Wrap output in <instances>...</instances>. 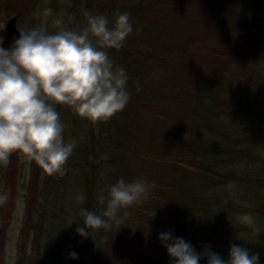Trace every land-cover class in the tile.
<instances>
[{
    "label": "trees",
    "instance_id": "16d2710c",
    "mask_svg": "<svg viewBox=\"0 0 264 264\" xmlns=\"http://www.w3.org/2000/svg\"><path fill=\"white\" fill-rule=\"evenodd\" d=\"M12 2L18 17L34 11L33 0ZM52 4L53 16L70 29L84 25L85 11L110 22L114 12H127L133 24L123 47L107 50L128 76L125 108L93 123L56 106L65 142L76 141L64 178L69 182L71 174L85 197L75 207L69 245L83 238L76 233L82 207L101 215L99 196L109 186L144 179L148 198L127 209L122 225L89 229L90 245L99 246L93 264H172L158 239L165 232L225 260L235 243L259 253L264 264V0ZM32 163L31 186H37L41 168ZM62 180H49L45 192ZM246 214L252 224L239 219ZM58 246L49 244L50 255L60 253Z\"/></svg>",
    "mask_w": 264,
    "mask_h": 264
},
{
    "label": "clouds",
    "instance_id": "9594fccd",
    "mask_svg": "<svg viewBox=\"0 0 264 264\" xmlns=\"http://www.w3.org/2000/svg\"><path fill=\"white\" fill-rule=\"evenodd\" d=\"M40 15L44 19L39 26L19 30L8 49L0 40V166L6 168L10 157L19 153L47 175H64L76 141L65 142V125L56 106H68L93 123L108 121L125 108L130 99L128 76L107 50L122 48L133 24L129 13L118 11L111 22L105 15L85 11L84 25L72 29L62 16H53L51 8ZM150 188L144 179H119L109 186L106 197L99 196L105 204L101 215L80 209L83 225L76 233L86 238L89 229L110 231L122 225L129 215L127 209L147 199ZM77 199L81 204L85 201L83 195ZM5 201L0 195V204ZM239 219L253 223L248 214ZM158 239L172 264H199L202 258L207 264H259V253L250 255L235 243L230 244L225 260L207 246L197 253L189 242L170 232ZM68 256L78 259L76 252Z\"/></svg>",
    "mask_w": 264,
    "mask_h": 264
},
{
    "label": "rangeland",
    "instance_id": "374dc122",
    "mask_svg": "<svg viewBox=\"0 0 264 264\" xmlns=\"http://www.w3.org/2000/svg\"><path fill=\"white\" fill-rule=\"evenodd\" d=\"M5 1L0 0V28L9 18L17 16L13 13L12 0ZM52 1L33 0V13L17 16L18 30L35 24L39 26L44 18L37 13L42 14L46 4L52 9ZM32 164L21 154L14 153L6 171H0V195L6 197V201L0 204V264H73L74 259L68 256L70 252H82L84 264H93L94 250L99 246L90 245L89 237L81 238L77 246L67 242L70 229L76 222L75 210L80 196L74 177L70 174L68 182L64 178L68 172H65L64 175H51L52 178H49L41 169L37 186H31L34 174ZM56 178H63L61 182L65 184L46 193L48 181ZM35 186L37 194L33 191ZM58 242L56 251L60 253L50 255L49 244L56 245ZM47 254L55 257V261L47 258Z\"/></svg>",
    "mask_w": 264,
    "mask_h": 264
},
{
    "label": "water",
    "instance_id": "95a60500",
    "mask_svg": "<svg viewBox=\"0 0 264 264\" xmlns=\"http://www.w3.org/2000/svg\"><path fill=\"white\" fill-rule=\"evenodd\" d=\"M17 16L9 18L3 27L0 28V40H2V46L8 49L13 42L14 38L19 37V30L17 28ZM78 259L73 260V264H84V254L78 252Z\"/></svg>",
    "mask_w": 264,
    "mask_h": 264
}]
</instances>
